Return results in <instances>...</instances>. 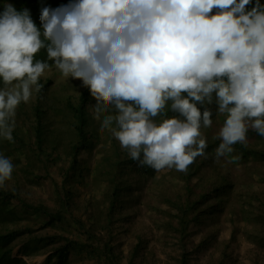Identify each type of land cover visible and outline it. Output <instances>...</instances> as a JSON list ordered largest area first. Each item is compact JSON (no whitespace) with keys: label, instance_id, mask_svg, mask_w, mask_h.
<instances>
[{"label":"clouds","instance_id":"1","mask_svg":"<svg viewBox=\"0 0 264 264\" xmlns=\"http://www.w3.org/2000/svg\"><path fill=\"white\" fill-rule=\"evenodd\" d=\"M39 21L12 3L0 11V138L14 142L18 107L53 67L82 82L93 119L140 167L187 173L207 159L213 106L225 117L216 162L238 161L249 129L264 137L260 0H69ZM13 171L0 154V186Z\"/></svg>","mask_w":264,"mask_h":264},{"label":"rangeland","instance_id":"2","mask_svg":"<svg viewBox=\"0 0 264 264\" xmlns=\"http://www.w3.org/2000/svg\"><path fill=\"white\" fill-rule=\"evenodd\" d=\"M68 2L25 0L14 1L13 5L17 10L29 9L39 27L42 7L56 8ZM44 58L46 52L41 50L36 59ZM40 83L45 86L44 95L34 94L29 103H21L17 109L13 132L22 144L11 146L12 142L0 138V154L10 158L14 164L11 180L2 187L10 189L16 185L19 187V199L30 205H43L52 211L62 208L60 197L65 190H70L71 206L65 209L66 215L88 222L91 215L86 209L88 200H92V207L108 205L105 196L108 181L96 172L95 167L98 161L114 152L112 143L117 141L108 130L100 129L90 107L89 132L94 145L90 152L80 154V159L86 161L83 178H65L64 171L71 161L68 157L69 143L74 138L72 121L67 113H51L48 105L51 101H64L70 97L76 100L85 88L80 80L65 78L54 67L45 72ZM38 101L46 111L42 114L47 136V143L42 146L44 153L38 149L33 133L37 125L35 106ZM224 118L215 113L212 127L202 129L207 139L208 158L198 157V169L193 168L190 176L189 173L166 168L140 188L125 192L122 200L115 203L113 222L99 230L103 239L112 238L115 263L179 264L185 248L190 253L187 264H264V161L257 158L252 150H264V137L249 129L243 144L252 152L244 156L234 148L232 155H238V161L229 163L222 157L216 162L214 149L220 141L215 137ZM57 140L60 144L46 163L44 159L52 152ZM177 173L189 177L181 178ZM139 177L140 174L131 177L132 187ZM18 203L14 199L11 206H15L17 217L26 219H12V215H8V219L0 223V233L31 225L37 228L46 218L45 215L41 218L31 214L30 209ZM184 214H188V218L198 217V220L184 229L181 225ZM61 233L76 240L85 237L77 231L61 228L38 229L35 234L47 238L49 244L36 256H25L27 263L42 264L45 255L41 253L64 243ZM23 239L20 236L12 240L10 246H18ZM104 261V258L71 248L66 264H105Z\"/></svg>","mask_w":264,"mask_h":264},{"label":"trees","instance_id":"3","mask_svg":"<svg viewBox=\"0 0 264 264\" xmlns=\"http://www.w3.org/2000/svg\"><path fill=\"white\" fill-rule=\"evenodd\" d=\"M19 1V0H13ZM264 4V0H260ZM44 86V85H43ZM45 87V86H44ZM44 87L38 93L39 97L44 95ZM94 105V100L90 97L88 89H83L76 100L72 98H67L64 101L54 100L49 103V110L53 114H58L64 112L69 114L72 121V127L74 131V138L70 141V151L68 152V157L70 158V164L68 168L64 171L65 178H74L78 176V180H81L83 170L85 169L86 161L80 159L81 152H90L93 148V143L91 142V133L89 132L90 125V107ZM36 115H37V125L34 127V136L38 149L41 153H44L45 150L42 149L43 144L47 143V136L45 135L44 124H43V112L45 109L41 105V102L38 101L35 106ZM214 115L216 113L215 106H213ZM165 113L168 116L174 115L168 108L165 109ZM213 115V117H214ZM14 142L11 146H19L22 144L20 138L12 133ZM59 141L57 140L53 146L51 153L47 154L45 162H49V158L54 155V151L59 146ZM113 153L104 157L101 161L96 163V172H99L100 175L105 177L108 181L106 188L105 196L108 198V205L92 207L91 201L88 200L86 203V209L91 213L89 221H83L82 219L67 216L66 210L71 206L70 198L72 193L70 190H65L63 197H60L62 208L52 211L48 210L47 207L43 205H30L25 201L19 199V187L16 185L12 188H3L0 186V223H3L8 219V215H12V219L25 220L26 217H17L15 206H11L14 199H16L23 208H28L31 210V214L39 215L42 218V215H45V219L40 223L39 227L34 225L27 226L25 228H18L10 230L6 233H0V264H28L25 256L31 257L36 256L41 249H45L48 246L47 238L42 235H36L35 231L38 229H43L50 227L52 229L61 228L63 230H72L84 234L82 239H72L70 237H65L61 233V239H64V243L60 244L50 250H46L41 254L45 255V260L42 264H66L67 262V253L71 248H76L78 251H85L90 256H95L99 258H104L105 264H118L115 263L113 257L114 246L112 245V238L108 236L107 239H103L100 235V231L105 224L108 226L113 222L112 215L115 209V203L122 200L121 196L125 192L133 191L134 189L140 188L143 184L148 182L150 179L156 178L157 171L150 167H140L136 161H133L129 158L127 150H122L118 142L112 143ZM235 149H239L244 156L248 155L255 151L256 157L264 161V150L252 149L251 151L247 148L245 144H235L233 146ZM206 149L205 151H207ZM123 152V153H122ZM197 161V159H196ZM196 161L189 166L187 174L196 167ZM77 174V175H76ZM134 174H140L137 180H135V186L132 187V176ZM177 176L181 178H188L182 173H177ZM189 204V202H188ZM107 208V209H105ZM264 208V204L262 206ZM261 208V209H262ZM264 213V212H262ZM188 215V214H187ZM187 215H183L181 218V225L184 229L189 226L190 223L198 220V217L188 218ZM23 233V235H21ZM24 237L21 244L11 245L12 240L18 237ZM189 251L183 250L179 264H187L189 258Z\"/></svg>","mask_w":264,"mask_h":264},{"label":"crops","instance_id":"4","mask_svg":"<svg viewBox=\"0 0 264 264\" xmlns=\"http://www.w3.org/2000/svg\"><path fill=\"white\" fill-rule=\"evenodd\" d=\"M19 1H22V2H25V0H19ZM19 1H17V2H19ZM6 2H11L12 4H13V0H0V7H3V5H4V3H6Z\"/></svg>","mask_w":264,"mask_h":264}]
</instances>
